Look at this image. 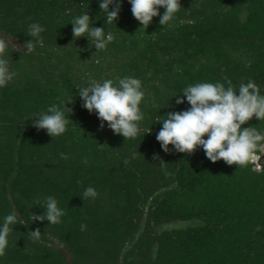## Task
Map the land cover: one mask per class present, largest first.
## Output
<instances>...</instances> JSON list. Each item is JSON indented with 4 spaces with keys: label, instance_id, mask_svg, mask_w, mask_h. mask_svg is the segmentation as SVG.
<instances>
[{
    "label": "trees",
    "instance_id": "1",
    "mask_svg": "<svg viewBox=\"0 0 264 264\" xmlns=\"http://www.w3.org/2000/svg\"><path fill=\"white\" fill-rule=\"evenodd\" d=\"M120 2L108 24L100 0H0L1 36L22 46L30 24L45 29L31 53L9 45L16 76L0 88V225L12 212L23 224L12 226L0 264H264V169L212 163L202 148L186 155L170 145L165 153L155 138L158 116L190 107L182 94L189 85L227 87V77L238 92L251 80L264 95V0H180L171 26L157 16L145 30L128 0ZM84 13L115 35L107 50L73 38L71 21ZM117 77L142 82L136 139L107 122L101 128L78 95L90 78ZM175 95L185 102L177 105ZM69 96L65 134L52 138L33 126V113ZM248 126L264 132V120ZM89 186L95 200L83 198ZM47 196L65 210L61 224L31 221Z\"/></svg>",
    "mask_w": 264,
    "mask_h": 264
},
{
    "label": "clouds",
    "instance_id": "2",
    "mask_svg": "<svg viewBox=\"0 0 264 264\" xmlns=\"http://www.w3.org/2000/svg\"><path fill=\"white\" fill-rule=\"evenodd\" d=\"M128 3L131 5L132 16L144 30L157 16L160 26H171L181 9L180 0H128ZM110 5H114L111 10ZM99 8L105 13V23L112 24L118 19L121 2L100 0ZM161 8L164 9L162 15ZM71 25L73 38L87 37L96 51L107 50L108 45L116 38L112 32L106 34L104 27H93L91 18L86 13L75 17ZM44 31L39 23H32L27 31V36L31 39L22 46L11 43L16 48L26 49L25 52L31 53L37 45L43 46L41 33ZM8 49L9 41L0 37V88L6 87L16 76L10 69ZM224 79L227 81V87L219 82L187 86L182 94L190 107L187 110L158 116L155 123H160L162 127L155 138L165 153L170 152V145L171 150L186 155H192L198 148H202L206 158L212 163L222 160L229 166L236 165L237 168L254 165L257 170L264 169L260 163L261 157H264V132L253 126L244 127L253 118L264 120V95L260 94L259 87L251 80L246 84L241 83L237 92L232 82L227 77ZM78 95L83 102L82 107L89 113L95 112L101 121V128L107 122V127L124 140L136 139L139 136L140 124L145 118L140 108L145 95L140 79L117 77L114 82L112 79L98 81L90 78L87 86L78 89ZM175 96L177 105L185 102L179 95ZM73 102V97L69 96L49 105L45 111L33 113V126L38 131H46L52 138L62 136L72 122L68 117L73 110L66 107V104ZM60 156L62 159H68L64 153ZM128 163L125 159L124 164ZM98 195L91 186L83 191L84 199L95 200ZM35 203L39 205L40 200L36 199ZM44 208L45 211L41 215L30 214L31 221L46 220L51 225L62 223L61 218L66 212L58 206L55 197H45ZM17 224L23 225L18 221L16 212L4 217L3 224L0 225V257L5 256L9 246L8 237L13 232L12 226ZM86 227L81 224L80 230L85 231ZM30 239L34 242L41 239L39 228L30 231ZM63 246L61 243L60 247Z\"/></svg>",
    "mask_w": 264,
    "mask_h": 264
},
{
    "label": "rangeland",
    "instance_id": "3",
    "mask_svg": "<svg viewBox=\"0 0 264 264\" xmlns=\"http://www.w3.org/2000/svg\"><path fill=\"white\" fill-rule=\"evenodd\" d=\"M0 37L4 38L5 40L9 41V45L12 47V48H16L13 44H16V45H19V43L16 41V40H12L11 38L7 37V36H1ZM13 44H12V43ZM264 162V157H261V160H260V163L262 164ZM254 170L256 171H259L256 169V167L254 166Z\"/></svg>",
    "mask_w": 264,
    "mask_h": 264
}]
</instances>
